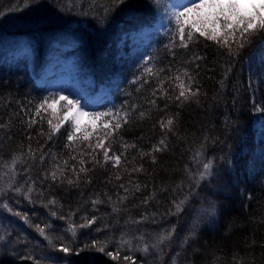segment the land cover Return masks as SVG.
I'll return each mask as SVG.
<instances>
[{"label": "trees", "instance_id": "1", "mask_svg": "<svg viewBox=\"0 0 264 264\" xmlns=\"http://www.w3.org/2000/svg\"><path fill=\"white\" fill-rule=\"evenodd\" d=\"M168 2L0 0V174L21 189L8 203L27 217L6 215L10 227L0 225V264H264V152L255 154L264 148L255 127L264 117V74L246 62L260 37L230 56L227 47L199 33L181 46L174 21L140 51L131 52L127 43L119 48L126 34L152 25ZM18 39L21 52L4 58L2 50ZM71 57L97 84H116L110 99L87 111L128 113L104 140L119 164L96 148L113 117L74 132L70 142L73 129L65 123L51 132L48 121L57 123L51 109L36 113L56 83L42 81V67L57 68ZM184 71L191 90H198L187 100L177 99L176 77L189 86ZM241 148L251 149L248 164L229 166L224 160ZM14 157L22 162L13 170ZM209 160L212 175L197 184ZM185 197L176 213L174 202ZM93 217V224L80 227ZM168 231L171 239L153 247ZM92 241L119 250L120 258L77 251ZM60 245L72 252H60Z\"/></svg>", "mask_w": 264, "mask_h": 264}, {"label": "snow or ice", "instance_id": "2", "mask_svg": "<svg viewBox=\"0 0 264 264\" xmlns=\"http://www.w3.org/2000/svg\"><path fill=\"white\" fill-rule=\"evenodd\" d=\"M112 2L114 5H118L122 4L124 0H112ZM0 15H2V13H0ZM172 20H174L178 26L181 46L183 47H187L188 42L193 41L196 38V33H199L200 36L206 37L209 40L216 41L217 44H220L223 47H227L230 56L237 55L240 50L250 45L257 37H260V42L264 43V0H181V2L176 3L171 10L169 22L171 23ZM185 37H187V39H185ZM196 59H199V57H196ZM262 60H264V57H262ZM145 70L149 72L151 71V69ZM183 75L188 77L189 86H186L184 82L181 81L179 75L176 77V79L180 81L179 87L181 89L177 99L183 97L187 100L191 96H195L198 90L197 92L191 90V77L188 75V72L184 71ZM61 102H63V104H61ZM57 104H61L62 109H67L63 114V118H60L56 113L55 105ZM41 109H52L53 115L57 118V123L55 124H53L51 119L48 121L52 133L58 131L61 125H63L65 120H68L69 117L73 122L74 130L77 132L80 131L79 117L81 116H92L95 119H100V117H113L115 122L112 124L111 130L106 132L103 138L98 139L96 148H100L104 151L105 160L113 159L119 164L120 156H109V150L107 146H105L104 140L111 135V131L121 128V121L125 123L127 122L128 113L125 112L121 115L120 110H116V112L109 110L107 112L88 113L80 106L79 100H72L64 95L52 99L51 102H49V98L46 97L36 106V113L39 114ZM255 110L261 111L258 107ZM141 115L143 116V113ZM31 123H35V121H32ZM172 123L173 121L171 119L167 121L169 126ZM161 126L164 127L163 124ZM104 128L108 129L109 125L105 124ZM68 140L70 142L74 140L73 133H69ZM160 143L163 144L164 141H161ZM154 150L160 151L161 149L156 147ZM29 154H32L31 148H29ZM41 159H43V157H41ZM18 162H22L21 158L14 157L11 164L13 170ZM81 163H83V161H81ZM202 166L203 171L199 172V178L196 180L197 184L212 175L213 162L211 160L203 163ZM80 171L86 172L87 170L81 168ZM52 178L56 179V172L52 173ZM69 183H72V181H69ZM15 191L20 192L21 189L16 188ZM29 191H31V188H29ZM125 191H127V189H125ZM25 198H28L27 194H25ZM187 199L188 197H185L184 200H180L178 203L174 202L176 213L182 211ZM93 203L96 202L94 201ZM3 208L12 212V209L8 204H4ZM14 215L20 216L21 219L27 221V217L19 212L14 213ZM52 215H55V213H52ZM61 219H63V217H61ZM95 219L96 218L93 217L80 227H88L94 223ZM36 227L39 234L49 240V244L51 245L52 241L45 235V229L41 228L39 225ZM69 230L75 235L74 228H70ZM171 237L172 231L161 233L152 246L159 247L161 244L169 241ZM0 239H2V237H0ZM92 249L104 253L113 260H118L120 258L119 250L115 253L107 251V244H100L98 241H92L91 244H86L83 249H77V251L81 252ZM58 250L65 254L72 252V248L69 245H60L58 246ZM142 250L147 252L148 246L145 245ZM25 258L33 259L30 255ZM123 259L125 261H131L133 260V257L124 256ZM36 264H40V262L37 260Z\"/></svg>", "mask_w": 264, "mask_h": 264}, {"label": "rangeland", "instance_id": "3", "mask_svg": "<svg viewBox=\"0 0 264 264\" xmlns=\"http://www.w3.org/2000/svg\"><path fill=\"white\" fill-rule=\"evenodd\" d=\"M181 2V0H169L167 6H164L162 9H158L159 13L157 15V19L154 21V23L150 26H147L146 28L142 30H138L133 33H129V41L130 43L136 48V50H140L141 46L140 42H146L148 39L156 36V33H162L168 28V25L174 22H169V17L172 8L175 6L176 3ZM71 29L67 30V33H69ZM126 42V36L123 37L119 42V48L124 47V43ZM23 43L22 41L19 42V39L16 41V43L5 47L4 50H2V55L4 58H6L7 55H17L21 52L20 49H22ZM132 48V47H131ZM54 55L51 56V58H56V53L53 52ZM58 56V55H57ZM75 57V56H74ZM67 58L60 60V64H58L59 67L55 68L53 65L50 64L46 69H42L41 72V79H45L46 77H52L53 80L56 81L53 89H52V95L49 100L51 102L52 99L58 98L60 95H64L69 97L72 100H79L80 106L83 108L85 112L88 113H95V111H87V108H89L90 103H96L98 104L99 100L105 96L106 92L107 97L110 96V92L114 90V86H116L114 81H107L105 84H96L94 83V86H91V89L85 90V83H91L92 79L90 77H86L83 75L84 70L81 69L80 65L78 64L77 58ZM262 57H264V43H261L260 41L256 44V46L253 48L250 55L247 57V65L251 71H254L257 73V71L264 74V60H262ZM83 75V76H82ZM51 78V80H52ZM115 84V85H114ZM97 91V95L92 94L91 92ZM98 94H101V96H98ZM97 100V102H95ZM63 104V102H61ZM61 104L55 105L56 113L60 118H63V114L67 109H62ZM52 111V109H51ZM53 113V112H52ZM98 119H95L92 116H81L79 117V123H80V131H84L86 129H95L97 126ZM67 126L73 129L71 133L74 134V132H77L74 130L73 122L71 118L69 117L68 120H65L64 122ZM255 127L257 129V137L262 135L264 138V117H260L255 124ZM262 146H264V139L262 140ZM264 152V148L257 147L256 148V155H260ZM18 193V194H17ZM19 192L15 191L13 182H10L3 177L2 174H0V225H3V227L9 228L10 227V220L7 216L11 215L13 216L14 213L17 211L15 209H12V212H9L7 209L3 208L4 204H8V199L12 198H18ZM21 220V217H19ZM24 220V219H23ZM22 221V220H21ZM8 229H5L7 231ZM6 233V232H5ZM4 233V235H5Z\"/></svg>", "mask_w": 264, "mask_h": 264}, {"label": "bare ground", "instance_id": "4", "mask_svg": "<svg viewBox=\"0 0 264 264\" xmlns=\"http://www.w3.org/2000/svg\"><path fill=\"white\" fill-rule=\"evenodd\" d=\"M47 67L48 65L42 67V69H46ZM250 150L248 149L245 150V148H241L238 154H234L231 152V154H229L228 157L224 161L228 164L230 163L229 166H237L238 168H243L248 164V161H249L248 156H249Z\"/></svg>", "mask_w": 264, "mask_h": 264}]
</instances>
